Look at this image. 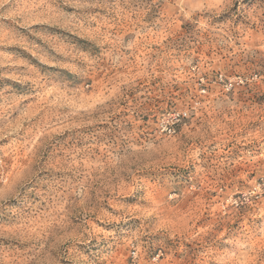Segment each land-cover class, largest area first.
<instances>
[{"label": "rangeland", "instance_id": "obj_1", "mask_svg": "<svg viewBox=\"0 0 264 264\" xmlns=\"http://www.w3.org/2000/svg\"><path fill=\"white\" fill-rule=\"evenodd\" d=\"M0 264H264V0H0Z\"/></svg>", "mask_w": 264, "mask_h": 264}]
</instances>
